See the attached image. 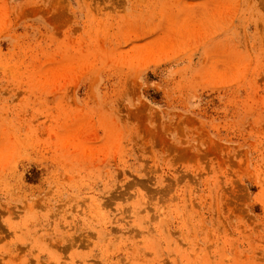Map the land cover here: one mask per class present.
Wrapping results in <instances>:
<instances>
[{
	"label": "rangeland",
	"instance_id": "obj_1",
	"mask_svg": "<svg viewBox=\"0 0 264 264\" xmlns=\"http://www.w3.org/2000/svg\"><path fill=\"white\" fill-rule=\"evenodd\" d=\"M0 264H264V0H0Z\"/></svg>",
	"mask_w": 264,
	"mask_h": 264
}]
</instances>
